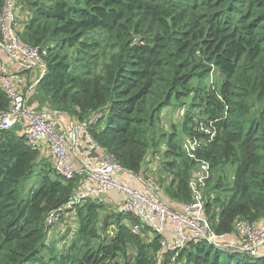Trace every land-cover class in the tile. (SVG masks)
Segmentation results:
<instances>
[{
	"label": "trees",
	"instance_id": "trees-1",
	"mask_svg": "<svg viewBox=\"0 0 264 264\" xmlns=\"http://www.w3.org/2000/svg\"><path fill=\"white\" fill-rule=\"evenodd\" d=\"M23 1L30 15L18 36L45 64L38 87L56 109L84 123L115 163L139 175L161 112L192 94L189 106H203L218 130L196 152L210 164L205 217L212 231L221 242L239 220L264 223V0ZM213 73L218 81L206 87ZM8 106L0 90V110ZM176 137H166L160 167L168 176L160 188L188 203L195 163ZM39 154L21 135L0 131V264H36L44 250L54 264H171L174 253L163 251V238L131 234L122 223L129 216L99 225L96 201L78 207L75 237L57 259L46 243V219L67 202L79 177L64 181L53 168L39 169ZM227 164L234 168L231 184L215 176ZM32 175L37 186L22 197ZM181 260L264 264V254L200 241L181 250Z\"/></svg>",
	"mask_w": 264,
	"mask_h": 264
},
{
	"label": "built area",
	"instance_id": "built-area-1",
	"mask_svg": "<svg viewBox=\"0 0 264 264\" xmlns=\"http://www.w3.org/2000/svg\"><path fill=\"white\" fill-rule=\"evenodd\" d=\"M17 9L18 0H6L0 14V51L16 69L11 75L0 62V90L9 101L8 108L0 110V131L18 125L26 146L40 152L46 145L53 171L59 178L69 181L79 177L77 188L63 207L49 213L46 226L53 225L60 215L71 213L75 207L88 201L102 200L106 193L113 192L120 197L118 212L134 219L126 217L124 221L131 234L139 236L145 230L162 237L166 228L171 226L175 239L161 241L163 251L174 253L171 264H175L178 253L191 242L205 241L215 246H227L218 240L205 217V190L210 178V164L196 156L198 150L215 139L218 131L214 122L207 119L198 121L192 135L183 139V151L195 167L188 184L191 200L183 203L180 211L168 207L156 196L151 180L136 178L140 188L121 182L117 175L130 172L115 163L94 141L84 123L70 120L66 127L56 126L47 116L26 106V91L38 85L46 69L37 49L24 45L18 36L15 28ZM33 69H39L41 73L27 87L24 73ZM199 137H206V144H202ZM71 159L79 161V170ZM62 210L64 212L60 213ZM232 233L241 241L236 247L240 252L262 255L264 223L239 220Z\"/></svg>",
	"mask_w": 264,
	"mask_h": 264
},
{
	"label": "rangeland",
	"instance_id": "rangeland-1",
	"mask_svg": "<svg viewBox=\"0 0 264 264\" xmlns=\"http://www.w3.org/2000/svg\"><path fill=\"white\" fill-rule=\"evenodd\" d=\"M20 6L23 11L30 12V9L26 6V4L23 2H19ZM20 8V9H21ZM30 15V14H29ZM26 21L21 20V23L24 24ZM104 36L103 34L101 37ZM108 48V47H107ZM45 65V64H44ZM40 75V74H39ZM38 75V77H39ZM218 81V77L215 73L209 75L206 80L204 81V85L206 87L214 85ZM195 86L196 84H192ZM38 86V85H36ZM192 95V94H191ZM191 95L188 97L182 99L180 103H176L174 100L170 103V108H168V112L160 118L159 124L156 127V144L155 146L151 147L149 149V154L152 155L153 159H159V166H161V162L163 161V154L166 149V137L167 135H170V133H176L177 134V140L181 142L185 137L189 135V131L193 130V127L198 121L206 120V116L204 115L203 106L195 103L194 107L189 106V103H191ZM189 115L190 117H187ZM187 117V119H186ZM185 121H187L185 123ZM18 126V125H17ZM215 126V124H214ZM19 128V132L21 134V129ZM217 129V127L215 126ZM11 130V129H9ZM186 130V132H185ZM13 131V130H12ZM218 131V130H217ZM16 134V133H15ZM202 144H206L207 138L206 137H199ZM183 145V141H182ZM156 160V161H157ZM37 167L41 169L42 167H46L47 169H52V164L46 157H41L37 160ZM234 168L230 165H225L221 170L215 172V176L218 174L224 175L223 177L227 179V183L231 184V178L233 176ZM166 173V171H164ZM149 177V176H148ZM152 183L155 186L154 193L157 192V185L160 181L158 178H152ZM34 186H37L36 176L32 175L24 185L23 191H21V196H25L29 190V188H32ZM210 187L206 186V190H209ZM163 203H165L168 207L171 208V206L165 202L159 195H156ZM98 203H101V208L99 209L100 218H99V225L102 224V222L107 219L109 222L110 219H112L113 215L119 214V202H113L109 200V202H105V200H99L96 201ZM83 205V204H82ZM81 206V205H79ZM75 207V209L71 213H66L63 215H60V217L55 221V223L51 226H48V232L46 236V243L49 245L50 250L53 251L54 255H56V258H60V253H64L71 243V241L74 239L77 228H78V217H77V211L78 207ZM130 217V216H129ZM126 218V217H125ZM132 218V217H130ZM128 219V218H127ZM133 219V218H132ZM125 219L123 218V224ZM114 230V226H110L108 228V232ZM232 235V234H231ZM227 236L226 238H230V236ZM141 238H143L145 241L150 242L151 239L154 237L151 233L146 232L145 230L142 231L141 235H139ZM238 243L240 244L241 241L239 239ZM48 254H51V251L44 250L41 254L40 262L36 264H41V262H46L47 264H54L53 261H50V256ZM157 264V263H156ZM159 264V261H158ZM175 264H186L185 260H181L179 262H175Z\"/></svg>",
	"mask_w": 264,
	"mask_h": 264
},
{
	"label": "crops",
	"instance_id": "crops-1",
	"mask_svg": "<svg viewBox=\"0 0 264 264\" xmlns=\"http://www.w3.org/2000/svg\"><path fill=\"white\" fill-rule=\"evenodd\" d=\"M23 2V0H18V9H17V17L15 21V28L16 31L21 33L24 28V24L21 23V20H25L27 22V19L29 17V12L23 11L20 3ZM21 8V9H20ZM0 62L4 64L6 68L9 69V73L12 75L15 73L16 69L15 67L9 63L7 57L5 56L4 53L0 51ZM41 73V70L39 69H33L30 71H27L24 73L25 80H26V86L28 87L32 81H34L38 75ZM13 78V77H12ZM25 91V87H24ZM26 106L28 108L34 109L36 112H39L41 114H44L47 116L51 121H53L56 126H64L66 127L67 123L70 120H75L73 117H70L68 114L65 112H62L54 107L50 100L44 95V93L39 89L38 86H34L30 91H26ZM170 108V107H168ZM168 108L164 109L161 114L160 118L165 115L166 112H168ZM13 130V131H12ZM19 128L18 126H13L11 131L13 133H16L18 135H21L20 132L18 131ZM41 157H46L49 159V161L52 164V160L50 158L49 153L47 152V147L44 144L43 148L40 151V154L38 155V159ZM153 159L152 155L147 154L146 159L144 161V164L142 165V170L139 175H134L132 173H126V174H118V178L121 182L130 184L136 188H140L141 184L138 182L136 178H141L142 180H151L152 178H158L160 179L158 185H157V192L155 193L156 195H159L165 202H167L172 209L180 211L182 208L183 203H180L175 200H170L168 197H166L163 193V189H161V185L165 184L167 181V176L168 173H165L162 168L159 166V159ZM71 162L74 164V167L79 170L80 168V163L79 161L75 159H71ZM149 176V177H148ZM103 200L105 202H109V200L116 202L120 200V197L116 195L113 192H108L103 196ZM175 234L171 228V226H168L164 232V235L162 236L163 240L165 241H171L175 239ZM224 244L229 246L230 248H236L239 243L237 240V237L232 233L230 238H226L224 240ZM262 254H264V248L262 249Z\"/></svg>",
	"mask_w": 264,
	"mask_h": 264
}]
</instances>
